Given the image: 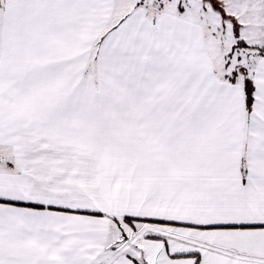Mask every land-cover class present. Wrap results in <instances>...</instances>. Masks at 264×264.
Listing matches in <instances>:
<instances>
[{
	"label": "snow or ice",
	"instance_id": "1",
	"mask_svg": "<svg viewBox=\"0 0 264 264\" xmlns=\"http://www.w3.org/2000/svg\"><path fill=\"white\" fill-rule=\"evenodd\" d=\"M0 264H264V0H0Z\"/></svg>",
	"mask_w": 264,
	"mask_h": 264
}]
</instances>
